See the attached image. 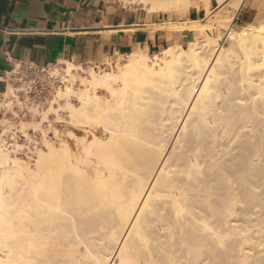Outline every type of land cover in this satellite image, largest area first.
I'll use <instances>...</instances> for the list:
<instances>
[{"label": "bare ground", "instance_id": "bare-ground-1", "mask_svg": "<svg viewBox=\"0 0 264 264\" xmlns=\"http://www.w3.org/2000/svg\"><path fill=\"white\" fill-rule=\"evenodd\" d=\"M137 1L212 13L211 0ZM226 3L227 47L207 34L119 55L58 89L71 126L60 147L43 137L36 164L11 156L0 123V264H264V22L235 31L245 0Z\"/></svg>", "mask_w": 264, "mask_h": 264}, {"label": "crops", "instance_id": "crops-1", "mask_svg": "<svg viewBox=\"0 0 264 264\" xmlns=\"http://www.w3.org/2000/svg\"><path fill=\"white\" fill-rule=\"evenodd\" d=\"M260 12L251 7L242 29L256 17L253 23L260 22ZM206 18L201 9L181 16L124 9L109 0H0V91L3 75L20 61L86 66L136 51L154 55L198 40L195 31Z\"/></svg>", "mask_w": 264, "mask_h": 264}, {"label": "rangeland", "instance_id": "rangeland-1", "mask_svg": "<svg viewBox=\"0 0 264 264\" xmlns=\"http://www.w3.org/2000/svg\"><path fill=\"white\" fill-rule=\"evenodd\" d=\"M109 1L111 4L121 6L124 9H143L144 11H147V12L149 11L147 6H145L144 4H141L137 0H109ZM248 5H247L248 8L244 9L242 16L238 20H235V24L233 25V29L235 31H240L243 27L246 26V24H248L244 22V19L246 18V15L250 14L251 7H256L257 10L261 11L258 17L261 18L262 21L264 20V0H248ZM200 6L201 7L198 8L199 10L201 9L207 12V9H205L206 7L203 2L200 3ZM210 8L212 10L211 15L207 16L205 21L200 23L201 27L199 28V31L198 30L195 31V34L198 35L197 39L204 40L207 34H210L211 36L219 39V42H218L219 45L223 47H227L228 44L226 41V30L221 26L219 21L225 20V17L228 14L229 15L232 14V11H233L232 6L229 3H226L224 6L218 8L217 0H211ZM198 9H196L195 11H198ZM190 11H194V9L189 10V12ZM176 14L181 15V16L185 15L179 12L178 13L176 12ZM212 16H214V19ZM217 19L219 21L218 22L216 21L215 23V20ZM256 19H254V21ZM213 20L214 22L212 23ZM254 21H251L252 22L251 24L253 25L258 24V22L253 23ZM209 23H211L213 26ZM207 25H210V26L208 27ZM187 47L188 45L184 46L183 48H187ZM118 58L119 56L113 59H109L105 61L104 64L82 66L85 70L84 71L85 73L83 72V70L74 71V76L76 79L72 80L73 78L69 76L67 78L68 81L64 83L63 88H65L66 85L70 87L72 86V88L76 91L84 88L82 87L80 83L82 82V78H85V76L88 77L90 69H94L98 73L99 72L104 73L106 71L108 72L111 69L113 70V67H116L118 61H120V58L119 59ZM61 68H66V66L53 67L52 75L58 76L57 72L55 73V69H61ZM7 87H10L11 92L9 94L6 92V96L4 95L2 96V98L0 97V103H1L0 123L6 124L7 127L10 126L9 130L6 131L5 139H7L6 141H8L9 143L14 144L12 148H10L12 157L18 158L22 162H25V163L27 162L26 164L30 163L31 165H34L36 164V161L38 159L37 156L40 150L45 149L44 138L47 136L48 138L47 137L46 138L50 140L51 143L55 144L57 147H60L61 142L63 141L62 140L60 141L58 138L55 137L56 132L59 133V131H61L62 129L68 130L69 129L68 127L71 126L70 119H69L70 116L67 113L68 111L64 109L67 104L66 99L59 98L58 94L56 93L57 98L55 97L52 101H50L43 108L36 109L33 106L29 107L25 103L21 104L19 101L21 99L18 100V97L15 98L16 101L14 103L13 101L11 103L10 102L11 100H9V98L11 99V96L13 94L17 95V93L15 92V89H14L15 87H13L11 84L4 85L0 92H2L4 88H7ZM99 94L103 98H110V95L107 92L101 91ZM3 100H6V101H3ZM70 101H72L71 102L72 104H75V105L78 104L77 102L75 103V99L73 97L72 99L70 98ZM6 104H8L7 107L9 110L7 109L3 110ZM23 109H27L30 113L26 117L22 118L21 116L17 115L18 113L17 111H21ZM7 111H10V113H8ZM22 121L29 122L30 124L27 125L26 128L22 129L20 127L22 124ZM61 122H64L65 124L64 123L62 124ZM1 129L2 127L0 126V132H1ZM81 133L82 132L78 133L80 134L79 138L82 137ZM13 136L15 137V139L12 140L11 138H13ZM62 139L67 142L70 141L68 143L71 144L70 146H72L73 149L77 147L75 139L71 138V136L68 133L64 134V137L62 136Z\"/></svg>", "mask_w": 264, "mask_h": 264}, {"label": "built area", "instance_id": "built-area-1", "mask_svg": "<svg viewBox=\"0 0 264 264\" xmlns=\"http://www.w3.org/2000/svg\"><path fill=\"white\" fill-rule=\"evenodd\" d=\"M52 68L41 67L29 61L15 63L12 69L3 75L1 80L4 85L11 84L15 87L17 95L13 94L11 99L9 98L10 102L12 103L13 101L14 103L16 101L15 98L18 97V100L21 99L19 100L21 104L25 103L29 107L33 106L36 109H41L52 101L58 89L64 85L61 76L52 75ZM5 89L0 92L1 98ZM7 106L8 104L5 105L3 110H9ZM7 112L10 113V111ZM17 112V115L22 118L30 113L27 109Z\"/></svg>", "mask_w": 264, "mask_h": 264}]
</instances>
